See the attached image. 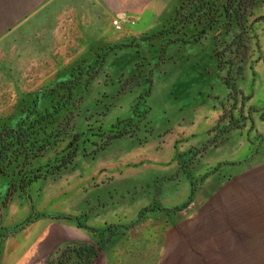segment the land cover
Masks as SVG:
<instances>
[{
    "label": "rangeland",
    "instance_id": "obj_1",
    "mask_svg": "<svg viewBox=\"0 0 264 264\" xmlns=\"http://www.w3.org/2000/svg\"><path fill=\"white\" fill-rule=\"evenodd\" d=\"M240 3L0 34V264H264V0Z\"/></svg>",
    "mask_w": 264,
    "mask_h": 264
},
{
    "label": "crops",
    "instance_id": "obj_2",
    "mask_svg": "<svg viewBox=\"0 0 264 264\" xmlns=\"http://www.w3.org/2000/svg\"><path fill=\"white\" fill-rule=\"evenodd\" d=\"M174 0H0V34L6 31L22 28L38 17L67 16L70 21L81 27L80 19L86 16L87 22L92 24L91 30L97 31V25L102 20L107 30L112 29V21L121 23V30L125 31L135 26L140 20L152 14H159L158 9L168 8ZM90 22V23H89ZM71 23V22H70ZM70 23L68 24L70 26ZM97 24V25H95ZM86 25V26H87ZM88 29V27H87ZM102 28V30H105ZM231 226V225H230ZM235 228V227H234ZM235 246L245 248V239L241 228L236 225L233 231ZM214 244V243H213Z\"/></svg>",
    "mask_w": 264,
    "mask_h": 264
},
{
    "label": "trees",
    "instance_id": "obj_3",
    "mask_svg": "<svg viewBox=\"0 0 264 264\" xmlns=\"http://www.w3.org/2000/svg\"><path fill=\"white\" fill-rule=\"evenodd\" d=\"M253 2L254 0H241L240 3V9H242V7L244 6V9L247 10V7L250 6L249 8H251L253 6Z\"/></svg>",
    "mask_w": 264,
    "mask_h": 264
},
{
    "label": "built area",
    "instance_id": "obj_4",
    "mask_svg": "<svg viewBox=\"0 0 264 264\" xmlns=\"http://www.w3.org/2000/svg\"><path fill=\"white\" fill-rule=\"evenodd\" d=\"M112 26L117 31L121 30V23L119 21H117V20L112 21Z\"/></svg>",
    "mask_w": 264,
    "mask_h": 264
}]
</instances>
